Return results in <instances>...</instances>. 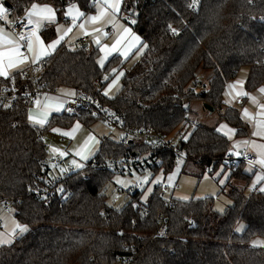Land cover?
I'll list each match as a JSON object with an SVG mask.
<instances>
[{
	"label": "trees",
	"instance_id": "trees-1",
	"mask_svg": "<svg viewBox=\"0 0 264 264\" xmlns=\"http://www.w3.org/2000/svg\"><path fill=\"white\" fill-rule=\"evenodd\" d=\"M5 1L17 19L34 2L52 4L61 13L76 4L86 14L94 12L95 4L93 0ZM190 3L125 0L121 15L138 13L137 24L130 26L148 45L138 62L127 70L128 62L115 56L102 70L96 63L97 47L80 46L72 52L62 44L43 65L41 80L47 91L70 88L78 94H98L103 105L126 116L128 127L179 133L185 125L194 126L188 140L180 139L187 161L205 171L216 170L225 166L231 141L217 128L192 121V104H209L213 113L220 112V122L237 130L234 138L249 136L248 123L240 110L224 103V92L244 68L249 69L248 92L264 84V0H199L197 11L188 7ZM169 23L179 29V35L172 34ZM43 35L51 40L55 28L47 26ZM111 68L125 71L122 88L113 99L102 94L106 86L102 77ZM200 70H209L211 75L208 89L196 92L190 86L198 83ZM20 76L15 81L20 82ZM10 82L0 79V90ZM27 117L23 102L0 108V204L11 202L16 218L29 228L11 245L0 248V264H264V249L251 246L253 238H264V193L247 195L233 188L228 194L233 204L224 214L214 210L215 200L210 197L178 200L171 196L169 203L159 185L147 203L141 200V192L128 195L119 210L107 203L105 189L116 175L94 162L139 153L140 158L153 155L162 161L155 170L167 173L175 167L172 151L143 141L130 146L102 136L98 154L62 183L68 198L58 195L47 204L29 196V187L44 184L50 171V166L42 164L49 156L46 134L55 127L69 128L76 119L88 126L98 121L85 114H61L40 128L32 126ZM38 134L44 139L38 140ZM241 165L230 168L226 164L231 169L230 180L250 178ZM159 217L168 219L166 238L159 235ZM239 222L246 225L242 234L235 232Z\"/></svg>",
	"mask_w": 264,
	"mask_h": 264
},
{
	"label": "snow or ice",
	"instance_id": "snow-or-ice-1",
	"mask_svg": "<svg viewBox=\"0 0 264 264\" xmlns=\"http://www.w3.org/2000/svg\"><path fill=\"white\" fill-rule=\"evenodd\" d=\"M122 3L123 0H95L96 5V14L87 15L85 11L81 10L77 5H70L66 8L65 16L70 20V23L65 26V24L57 23L58 16L56 10L48 5H38L33 3L31 9L27 11L26 22L21 21L24 24V29L19 33H13L6 31L5 27L0 26V77L5 80L11 81L13 87L11 88L12 92L16 91L15 88V76L13 72L19 70V73L23 75V66L30 64L34 67V70L39 72L42 65L47 63V61L57 52L58 48L62 43H66L68 49L72 52L76 51V40L79 37H91L92 42L97 46L99 53L101 54L99 59L96 61L100 69H105L106 62L114 54L118 55L121 58L127 59L129 54L134 48L137 49V52L141 49L147 48L148 45L143 43L141 37L136 34L130 25L137 24V19L135 18L138 13L135 11H130L126 15H121L122 13ZM194 11L198 10L199 0H191V3L188 5ZM10 7L6 5L3 0H0V21L7 22L10 25L14 26V23L9 19ZM125 20L127 23H122L121 21ZM261 20L264 21V17H261ZM42 22L47 23H57L55 29L56 35L55 38L51 40H45L41 35ZM111 28V34L114 36V40L111 44L102 43V38H106L110 35L107 28ZM167 28L172 32L173 35H179V29L172 26L171 23L167 25ZM30 29V30H29ZM74 29L77 31L74 33ZM139 46V47H137ZM84 48L87 45L83 46ZM125 75L123 71H118L116 68L110 69V74H104L102 79L106 82V87L103 89V95L105 97H110L113 89L119 91V82L121 78ZM245 80L238 79L235 82L228 84L227 91L225 93L224 103L227 105H232L236 100L241 98H247L250 100L257 108L258 113L253 114L249 109L244 108L242 112V119L247 120L252 123L255 127L253 135L264 140V86L259 87V95L251 94L245 89ZM9 88L5 86L0 90V95L7 93ZM62 95L68 98L77 97L78 93L75 90H61ZM25 96H28L29 93L25 92ZM88 99L91 103L95 104L98 108L101 106L91 97H82ZM15 100L16 97L11 98ZM72 103H75V99H71ZM67 101L60 98H52L47 95L44 96L43 100L37 97L34 100L35 108L30 109L28 113V122L32 126H39L43 128L47 122L49 115L52 112H61L65 108ZM5 109L11 108V103H5L2 105ZM187 107V106H185ZM102 111L108 113L107 109L101 108ZM68 112H72V108H67ZM109 115L115 117L118 121L120 118L115 116V113H108ZM92 116H96V112L91 113ZM257 116L259 119H257ZM122 124L123 121H120ZM82 130V124L77 120L70 128V130H62L61 128H53L54 133L63 135L64 137L75 138L76 133ZM114 131V129H113ZM218 132L223 133L227 140L232 141V149L229 155L240 157L245 155L248 150H252L255 153L254 159H247V171L252 173L253 167L259 165L260 171L254 173V180L250 186L249 191H258L259 193H264V143H257L255 140H239L236 141L234 137L236 136L237 130L233 127H230L228 124H221L217 128ZM120 138H124V133H120ZM189 134H185L183 137L184 140H188ZM101 141L91 133L86 135L84 142L78 149L73 153L74 157L71 160L70 167L65 168L63 166L59 167L60 176H63L71 171V169L82 170L87 166V162L94 158L96 153L99 151V145ZM155 143V142H151ZM163 144V141L159 142ZM241 149L243 151H241ZM50 160L52 157L58 155L60 157H67L69 153L67 151H62L56 147L50 148ZM184 154H181L176 161V170L171 172L165 177L163 171L159 175L152 176L151 172H147L141 176H136V169H129L128 163L121 161V167L125 174L131 173L132 176H135V180L124 179L121 176H116L114 183L117 184L122 189H138L141 191V200L144 203H147L148 197L153 193V185H159L164 189L165 193L168 188L173 186L174 177L180 170V166L183 162ZM137 162H140L143 165V161H140L139 157L135 158ZM130 163V162H129ZM110 169L113 168V164L109 163L107 165ZM55 163H50V168L55 170L57 169ZM225 167H221L220 171L216 173L217 176H220L224 173ZM60 176L54 175L52 171L47 173L48 179L45 183H54L60 179ZM207 178V177H206ZM39 179V178H38ZM227 179L225 176L223 179H220L218 182L224 184ZM147 186V187H145ZM33 189L30 187L29 191ZM59 193H64L65 189L61 186L57 189ZM46 192V190H45ZM37 193L39 190L37 189ZM180 200H188L189 197H177ZM43 200L47 201V195L42 197ZM114 199H118L114 197ZM163 199L168 200V195H164ZM226 203H231L230 201ZM136 205H133L135 207ZM117 210L119 208L117 207ZM217 211L223 213L225 209L218 206ZM16 227L19 229V233H27L29 231L28 225L26 224H17ZM244 230V225L238 224L235 231L242 232ZM16 233L9 234L7 238L0 236V245H11ZM160 236L165 235V232L161 231ZM253 246L264 247V240H254L252 241Z\"/></svg>",
	"mask_w": 264,
	"mask_h": 264
},
{
	"label": "built area",
	"instance_id": "built-area-1",
	"mask_svg": "<svg viewBox=\"0 0 264 264\" xmlns=\"http://www.w3.org/2000/svg\"><path fill=\"white\" fill-rule=\"evenodd\" d=\"M93 3H95V0H93ZM21 21L26 22L25 19L18 18L17 20H15L13 22L14 26L10 25V30L13 33H19L20 31L25 30L24 24L21 23ZM42 68H43V65L41 67V70H42ZM41 70L39 72H37L34 70V67L30 65V67L26 71L23 72V75L20 76V79H21L20 82L15 81V88H16L15 92L11 91V88L13 87L11 82L9 84L5 85L9 88V91L7 93H4L3 95H0V108L5 109L2 106L5 103H11L12 107H14L19 102H23L27 108L34 105V100L37 97L40 98L41 94H43L44 92L47 91L45 84L41 80ZM5 86H3L1 88V90ZM195 86L199 87L200 83L199 82L196 83ZM25 92H28L29 95L25 96L24 95ZM13 96L16 97L15 100L11 99ZM82 97H91L93 100L97 101L101 107L98 108L95 104L91 103L88 99H85ZM71 99H75V103H72ZM71 99L69 98L67 100V103H66L65 114L67 116L80 117L83 114L88 115L92 119H94L98 122H102L108 128L116 129V130L120 131L121 133H124L125 135H124L123 139H121V138L117 139L121 143H128L131 140L133 142L134 141H143L150 146L154 145V146H159L161 148L168 149V150L172 151V153H173V162H174L175 166H176V161L181 154H184L183 161H187V157L185 155V152L182 149V147L180 146V140L176 143L175 142L176 137L173 136L174 134L177 135L178 132L163 133L160 131H155V130L148 128V127H140V128L128 127L125 125L126 116L124 114H119L116 111L110 109L109 107L103 105L101 103L100 96L98 94H91V93H87V92H82V93H79L77 95V97H74ZM69 107L73 109V111L71 113L67 111V108H69ZM101 108L107 109L108 113H115V116L119 117L120 121H123V123L121 124L120 121H118L117 119H115V117L109 115L108 113L102 111ZM92 112H96L97 115L92 116L91 115ZM195 125H197V123ZM37 139L43 140L44 136L42 134H38ZM160 141H163L164 143L160 144L159 143ZM151 142H155V143H151ZM230 152H231V150L226 154L225 159H224L225 163L230 168H237V166L240 164L248 165L247 159H254L255 158V154L248 152V151L246 153L247 159L245 158V155H241L240 157L229 155ZM50 156L51 155H49L47 157V159L42 162V164L46 165V167H47V166H50V163H55L58 166L57 169L53 170L50 168V171H52L54 175L60 176L59 167L63 166V164H64L63 157L54 156L50 160ZM139 158H140V155H139ZM121 161L128 163L129 169L134 168V169H136V172H138V173H142L148 169L155 170L156 169L155 167H158L162 164V161L153 155H146V156L141 157L140 161L144 162L143 165H141L140 162H137L134 157H129V156H124V157H120V158H108V159H105L103 161L94 162L93 164H94V166L101 168V169H106L115 175H131L130 172L128 174H125L123 172V169H122L121 163H120ZM109 163L113 164L112 169H110L107 166ZM68 167H70V166H67L66 168H68ZM253 168L255 171H260L259 165H255ZM74 171H77V169H74V168L71 169V171L69 173H67L63 176H60V179L54 183H44V184H41L37 187H31L33 190L29 191V189H28L27 194L31 197H37L41 200H43L42 197L44 195H47V197H48L47 201L44 200L47 204H50L51 201L55 197H57L58 195H64L65 198H68L69 196H68L66 191H64V193L61 194L57 191V189L62 186V183L65 181L67 175L74 172ZM45 172H48V171L46 170ZM37 189L39 190V193H37ZM45 190H46V192H45ZM116 191L117 192H123V189L120 187H117ZM140 192H141L140 190L133 188V189H129L127 194L128 195H135V194L140 193ZM160 192H161L162 197L164 195H166L164 189L161 187H160ZM168 202L172 203L171 197L168 198ZM1 205H2L5 212H10L13 209L12 203L9 201H4L3 203H1ZM105 212H106V207L104 205L102 207V214L105 215ZM161 231L165 232V235L160 236V237L166 238L168 236V219L166 217H159V233Z\"/></svg>",
	"mask_w": 264,
	"mask_h": 264
},
{
	"label": "rangeland",
	"instance_id": "rangeland-1",
	"mask_svg": "<svg viewBox=\"0 0 264 264\" xmlns=\"http://www.w3.org/2000/svg\"><path fill=\"white\" fill-rule=\"evenodd\" d=\"M144 49H141L139 51V53L137 52L136 54H134L131 57L128 64L126 65L127 70L130 69L136 62H138L140 60V57H141L142 53L144 52ZM123 72H125V71H123ZM108 74H110V72ZM210 75H211V71L200 70L198 73L197 79H196V82H199L200 86L196 87L195 86L196 83H193V84H191L190 87L194 88L196 92H201V91L207 90L208 89V78L210 77ZM121 88H122V81L120 80L119 91H116L115 89H113L112 94H110V97H107V98H109V99L115 98L116 95L120 92ZM102 94H103V91H102ZM238 107L240 108V106H238ZM192 111H193V114L190 116L191 120L195 121V122H199L201 125H204V126H207L210 128H219V126L221 124H225V123L220 122V116H221L220 112L209 113L206 111L204 104H202L200 102H194L192 104ZM76 121H77V119H76ZM75 122H74V124H75ZM80 123L82 124V130L76 133L75 138L62 140L61 134L54 133V132L48 133L45 136V144L47 147V152L50 155H51V153H50L51 147H56L62 151H67L68 153H70L67 157H64V162H66L67 166H70L71 160L73 158L78 159V157H74L73 153L78 149L79 146H81L83 144L84 139L86 138V135L88 133L95 135L97 137V139H99V140L103 135L104 136L105 135L111 136L114 139H120V135H119L121 133L120 131H118L116 129H114V131H113V129L108 128L102 122H96L94 125H91V126H88L81 121H80ZM74 124L72 126H74ZM71 127H69L68 130H70ZM193 127L190 128V125H185V127H183L182 130H180L179 133H177V135L174 134L173 136L176 137L175 142L177 143L180 139H182V137L185 136V134H189V136H190V133L193 130ZM234 139L237 140L236 138H234ZM232 143L233 142L231 141V151H233ZM96 154H98V152ZM56 156H58V155H56ZM221 167H224V165H221L216 170H213V168H210V170L205 171V169L202 166L196 165L191 160L183 161L181 166H180L179 172L174 177L173 186L168 188V190L165 194L168 195V198L173 196L175 199H178L177 197H183V196L189 197L188 200H190L192 198H194V199H204L207 197L214 198V200H215L214 201V210L219 214H224L225 211L230 206H232V204H233V201L229 198V195H228L229 192L235 187L240 188L242 186V188H244L246 190L245 193L247 195H250V193L252 191H249V189H250V186H251V184L255 178L254 173H256L258 171L253 170L252 173H250L246 170V172L249 175H251V177H252L251 181L239 180V179L230 180L231 169H229V168H225V171L222 175H220V176L216 175V173L220 171ZM246 169H247V167H246ZM175 170H176V166L171 171H169L167 173H164V172L163 173L165 174V177H167L168 174H170L171 172H173ZM146 171L151 172L152 176L154 177L156 175H159L162 170L148 169L142 173L136 172V176H141L143 174H146ZM116 176H121L124 179L135 180V176H132V175H116ZM225 176H227L225 183L220 184L218 181L220 179H223ZM114 180H115V178L113 179V181H111L107 185V187L105 189V194L107 196V203L109 205L115 207V208H117V207L121 208L127 202V197H128L127 192L129 189H123V192H117L116 189L119 186L114 183ZM228 181H230V182H228ZM155 186H157V185H153V191H154ZM145 187H147V186H145ZM223 187L225 188L224 192H222ZM117 196H118V199H114V197H117ZM178 200H180V199H178ZM228 201H230L231 203H226ZM218 206L223 207L225 209V211L223 213H220L219 211H217ZM238 224L244 225V230H245L246 225L243 222H239ZM238 224L236 225V227L238 226ZM236 227H235V229H236ZM243 231L242 232H236L235 231V232L238 234H242ZM254 240H264V238H262V237L253 238L251 240V246H253L252 241H254ZM253 247L264 249V247H258V246H253Z\"/></svg>",
	"mask_w": 264,
	"mask_h": 264
},
{
	"label": "crops",
	"instance_id": "crops-1",
	"mask_svg": "<svg viewBox=\"0 0 264 264\" xmlns=\"http://www.w3.org/2000/svg\"><path fill=\"white\" fill-rule=\"evenodd\" d=\"M3 2H5V0H3ZM34 3H35V4H38V5H41V6L48 5V6L53 7V8L56 10V12H57V16H58V21H57V23L65 24V26H67V24L70 23V20L65 16V11H66V8H67L68 6H67V7L64 9V11L61 13V12H59V10H58L54 5H52V4L38 3V2H34ZM124 3H125V0H123V3H122V9H123ZM32 4H33V3H32ZM32 4H31V5H32ZM31 5L27 8V10L25 11V13H24L20 18H23V19L26 20V14H27V11L31 9ZM70 5H76V4H70ZM70 5H69V6H70ZM93 14H96V5H95V4H94V12L91 13V14H87V15H93ZM9 19H10L12 22H14L15 20H17L16 16H12L10 13H9ZM121 22H122V23H126L125 20H122ZM57 23H47V22H42L41 35L44 37L43 32H44V29H45L47 26H53V27L56 29V27H57ZM0 26L5 27L6 31H10V32H12V31L10 30V24H8L7 22L0 21ZM132 29H133V28H132ZM106 30L109 31L110 35H109L108 37H106V38H102V43H108V44H111V43L113 42V40H114V36L111 34V31H112V30H111L110 27L107 28ZM76 31H77V30L74 29V33H75ZM133 31L136 33V31H135L134 29H133ZM136 34H137V33H136ZM55 35H56V32H55ZM54 38H55V37H54ZM44 39H45V38H44ZM62 44H65V45L67 46L66 43H62ZM85 44H86L87 47H89V48L97 47V46L92 42V38H91V37H79V38H77V40H76V49L79 48L80 46H84ZM67 47H68V46H67ZM137 47H139V46H137ZM136 53H137V49L134 48V49L132 50V52L129 54V57H128L127 59H124V58H121V57H120V58L122 59L123 63H124L125 61L129 62V60L131 59V57H132L134 54H136ZM100 55H101V54H99V57H100ZM115 56H118V55L114 54L113 56H111V57L109 58V60H110L111 58L115 57ZM99 57H98V59H99ZM109 60H108V61H109ZM108 61H107V62H108ZM107 62H106V64H107ZM127 64H128V63H127ZM127 64H126V65H127ZM105 66H106V65H105ZM29 67H30V64H26V65H24V66H23V72L26 71ZM19 74H20V73H19V70H15V71L13 72V75H14L15 77H16L17 75H19ZM248 74H249V69L244 68V69H242V70L239 72L238 76H237L235 79H233L232 81H230L228 84H231V83L235 82V81L238 80V79H244V80H245V85H246V81H247V78H248ZM0 79L5 80V79L2 78V77H0ZM121 79H122V78H121ZM228 84H227V86H228ZM227 86H226V89H225V92H224V100H225V93H226V91H227ZM262 86H264V84H263ZM244 87H245V86H244ZM260 87H261V86H260ZM69 89H70V88H60V89H58V90H56V91H46V92H44L43 94H41L40 99L43 100L44 96L47 95V96L52 97V98H60V99H63V100H65V101H67L69 98L66 97V96H63L61 90H69ZM245 89H246V87H245ZM258 89H259V88H257L256 90H254V91H252V92H249V93H251V94H255V95H259V93H258ZM71 90H72V89H71ZM246 90H247V89H246ZM262 102H264V101H262ZM228 106H230V105H228ZM238 106H240V108H239ZM35 107H36L35 104L32 105L31 107H29V108H28V113H29V110H30V109H34ZM230 107H234V108H237L238 110H240L241 116H242V112H243V109H244V108L249 109V111H250L251 113H253L254 115L257 114L258 111H259L258 108H257V107H256V106H255L250 100H248L247 98H241V99L236 100V101H235ZM65 108H66V104H65ZM65 108H64V110H62V111L59 112V113H57V112H52V113L49 115L48 122L50 121V119H51L52 116H54V115L65 114ZM209 113H210V112H209ZM257 119H259L258 116H257ZM244 121H246V122L248 123L249 127H250V134H249V136H248L247 138H245V139H237L236 141H239V140H250V141H251V140H255L257 143H264V140H262V139H260V138H258V137H255V136L253 135L254 131L256 130L255 127H254V125H253L252 123L248 122V121L245 120V119H244ZM48 122H47V124H48ZM47 124H46V125H47ZM55 128H61L62 130H65V131L68 130V128H62V127H55ZM52 132H53V131L51 130V133H52ZM61 136H62V140H64V139H71V137H64L63 135H61ZM103 136H104V135H103ZM70 141H71V140H70ZM241 151H243V150L241 149ZM248 152L254 153L252 150H248ZM69 154H70V153H69ZM254 154H255V153H254ZM49 155H50V154H49ZM70 156H71V155H70ZM63 160H64V157H63ZM64 166H66V162H64ZM246 167H248V165L242 164V165H241V170H242V172H243L244 174H246L247 176L250 177V178L248 179V181H251V180H252V177H251V175H249V174L246 172ZM253 170H254V168H253ZM250 184H251V183H250ZM239 189H242V190H244V191L246 192V190H245L244 188H242V186H241ZM252 192H253V191H252ZM17 224H21V223H20L19 220L16 218L14 210H12V211H10V212H5L4 209H3V207H2V205L0 204V236H3V237H5V238H7L9 234L16 233V235L14 236V239H13V242H14L15 239H16L17 237H19V236L25 234V233H23V234H22V233H19V229L16 227ZM3 246H9V245H0V248L3 247Z\"/></svg>",
	"mask_w": 264,
	"mask_h": 264
},
{
	"label": "water",
	"instance_id": "water-1",
	"mask_svg": "<svg viewBox=\"0 0 264 264\" xmlns=\"http://www.w3.org/2000/svg\"><path fill=\"white\" fill-rule=\"evenodd\" d=\"M4 3H5L6 5H8V6L10 7V9H11V5H10L7 1H5ZM85 45H86V44H85ZM199 96H200V97H203L204 94H203V93H199ZM205 108H206L210 113H213V112L215 111V109H214L211 105H209V104H205ZM133 144H134V142H133L132 140L128 142V145H130V146H132ZM133 157H134V158L139 157V153H133Z\"/></svg>",
	"mask_w": 264,
	"mask_h": 264
}]
</instances>
